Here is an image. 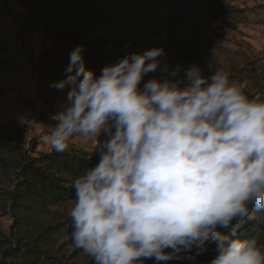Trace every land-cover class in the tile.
<instances>
[{"label":"clouds","instance_id":"obj_1","mask_svg":"<svg viewBox=\"0 0 264 264\" xmlns=\"http://www.w3.org/2000/svg\"><path fill=\"white\" fill-rule=\"evenodd\" d=\"M83 51L53 84L68 91L42 137L55 152L89 139V158L99 154L72 183L73 247L94 264H146L195 261L213 243L210 264H264V243L239 234L264 214V98L224 69H172L162 47L99 75ZM157 70L166 75L145 82Z\"/></svg>","mask_w":264,"mask_h":264},{"label":"trees","instance_id":"obj_2","mask_svg":"<svg viewBox=\"0 0 264 264\" xmlns=\"http://www.w3.org/2000/svg\"><path fill=\"white\" fill-rule=\"evenodd\" d=\"M25 13L17 18L18 35L42 33V50L30 58L36 78L37 123L55 116L59 91L53 86L66 78L69 54L83 46L89 69L100 74L110 64L134 52L155 47L165 49L162 58L170 68L187 69L198 64L205 75L223 69L219 61L201 48L207 30L219 25L236 30L245 11L227 0H18ZM12 62H0V69L11 70ZM232 80L245 86L250 96L264 98V62H246L228 71ZM160 70L149 73L163 78ZM184 72L176 77L181 79ZM8 89L0 87V99ZM37 105V106H36ZM39 105V106H38ZM27 130L16 122L0 124V173L9 176L10 187L0 179V264H82L71 252L70 217L55 209L74 203L72 183L99 161L71 144L64 152L40 151L45 144L38 137L28 138ZM105 135V139H106ZM8 161L9 167L4 164ZM8 217L11 225L3 227ZM241 238L264 243V214L240 229ZM217 255L216 245L195 261H146V264H210ZM83 264H94L93 259Z\"/></svg>","mask_w":264,"mask_h":264},{"label":"rangeland","instance_id":"obj_3","mask_svg":"<svg viewBox=\"0 0 264 264\" xmlns=\"http://www.w3.org/2000/svg\"><path fill=\"white\" fill-rule=\"evenodd\" d=\"M227 2L245 11L243 21L238 25L236 30H228L219 25L208 29L206 38L201 44L202 50L211 58L219 61L227 72L232 70L233 66H240L246 62H264V0H227ZM24 13L25 8L18 3V0H0V62L4 60L12 62V60L18 58L23 53H28L30 58H35L42 50V44L38 46L34 36L26 37L25 46L17 38V18L23 16ZM36 50L40 51L38 55H36L38 53H36ZM23 75V85L17 90L8 89L5 97L0 99V124L16 122L27 130L26 136L29 139L34 137L42 139L44 135L49 133L56 121L53 119L49 122L37 123L34 114L36 113V109L33 106L36 104L35 99L37 96L36 78L33 74L32 64L23 72ZM27 82L33 88L34 97L32 99L28 96V90L26 92L23 91V87ZM0 84L8 86V84L1 80ZM67 91V89L59 91L58 101L55 105V114L62 110L61 105L66 99ZM23 106L29 108V118L23 119L20 116ZM72 144L83 152H93L94 143L89 139L78 137ZM39 150L49 151L50 148L46 144H43L39 147ZM3 163L9 167L8 161H4ZM11 174V171L9 176L0 173L1 183L5 188L10 187ZM73 204H66L55 209V211L68 215ZM2 223L4 229L8 230L11 220L8 217H4ZM71 252L77 253L78 263L83 264L91 260V257L75 247L71 248Z\"/></svg>","mask_w":264,"mask_h":264},{"label":"built area","instance_id":"obj_4","mask_svg":"<svg viewBox=\"0 0 264 264\" xmlns=\"http://www.w3.org/2000/svg\"><path fill=\"white\" fill-rule=\"evenodd\" d=\"M34 39L38 46L42 44V33L37 32L34 35ZM13 67L11 70H1L0 71V80L8 84L7 88L10 90L19 89L24 83V75L23 72L31 66V60L28 53H23L18 58L12 60ZM30 110L27 106H23L20 111V116L23 119L29 118ZM101 139H105V136L101 137ZM95 149V145H93V152Z\"/></svg>","mask_w":264,"mask_h":264},{"label":"crops","instance_id":"obj_5","mask_svg":"<svg viewBox=\"0 0 264 264\" xmlns=\"http://www.w3.org/2000/svg\"><path fill=\"white\" fill-rule=\"evenodd\" d=\"M7 31H8V29H7ZM38 51L36 50V53H37ZM40 52V51H39ZM39 52L36 54V55H38L39 54ZM21 55V54H20ZM0 87H6L7 88V86H5L4 84H0ZM8 89V88H7ZM28 90V96L32 99L33 97H34V93H33V88H32V86L29 84V82H27L26 83V85L23 87V91L24 92H26ZM64 91V90H63ZM62 109V108H61ZM60 109V110H61Z\"/></svg>","mask_w":264,"mask_h":264}]
</instances>
